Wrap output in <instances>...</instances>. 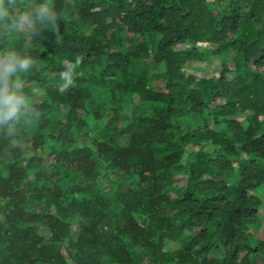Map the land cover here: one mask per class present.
<instances>
[{
    "label": "trees",
    "instance_id": "1",
    "mask_svg": "<svg viewBox=\"0 0 264 264\" xmlns=\"http://www.w3.org/2000/svg\"><path fill=\"white\" fill-rule=\"evenodd\" d=\"M51 2L58 33L0 29L34 60L32 113L0 129V264H255L264 0Z\"/></svg>",
    "mask_w": 264,
    "mask_h": 264
},
{
    "label": "clouds",
    "instance_id": "2",
    "mask_svg": "<svg viewBox=\"0 0 264 264\" xmlns=\"http://www.w3.org/2000/svg\"><path fill=\"white\" fill-rule=\"evenodd\" d=\"M21 0H0V29L9 33L39 34L40 28L50 27L53 33L60 31L61 15L51 0H41L39 8L25 10L20 7ZM48 22H51L50 24ZM77 57L71 68L59 74L60 92L68 91L75 86L74 69L81 63ZM65 59L62 63L67 64ZM34 66V60L27 55L9 53L0 54V129L12 128L32 113L29 96L21 87L17 77Z\"/></svg>",
    "mask_w": 264,
    "mask_h": 264
},
{
    "label": "rangeland",
    "instance_id": "3",
    "mask_svg": "<svg viewBox=\"0 0 264 264\" xmlns=\"http://www.w3.org/2000/svg\"><path fill=\"white\" fill-rule=\"evenodd\" d=\"M197 67H201L202 70H209V67L207 65H197ZM158 87H162L163 84L161 83H158L157 84ZM86 131H83L81 133L78 134L79 135H82V134H85ZM215 147L211 144H207L204 146V150L206 152H209V153H212L214 151ZM175 186L173 188H171L167 194L171 196L172 199L174 200H178V199H181L184 195V192H185V187H186V177L184 175H176L175 177ZM260 196L262 198H264V190H262L260 193ZM262 215H263V218H264V208L262 210ZM264 221V220H263ZM263 222H261L259 225V228H257V233L255 234L256 237H257V240L258 239H264V226L262 224ZM255 264H264V255L263 254H258L256 257H255Z\"/></svg>",
    "mask_w": 264,
    "mask_h": 264
}]
</instances>
